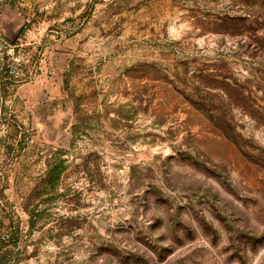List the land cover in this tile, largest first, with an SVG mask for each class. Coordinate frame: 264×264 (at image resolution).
Here are the masks:
<instances>
[{"label":"rangeland","instance_id":"1","mask_svg":"<svg viewBox=\"0 0 264 264\" xmlns=\"http://www.w3.org/2000/svg\"><path fill=\"white\" fill-rule=\"evenodd\" d=\"M241 1L0 0V264H264Z\"/></svg>","mask_w":264,"mask_h":264},{"label":"trees","instance_id":"2","mask_svg":"<svg viewBox=\"0 0 264 264\" xmlns=\"http://www.w3.org/2000/svg\"><path fill=\"white\" fill-rule=\"evenodd\" d=\"M241 2H242V5L244 7H246L247 9L258 10V11H260V12L262 11L264 13V0H242ZM253 17H256V16H253ZM251 18H252V15H249L248 17H246V16H243V17H240V18L239 17H235V18H232L231 20L235 21V22H237V21L242 22L240 24V27L242 26V29H243V27H245L244 24H243L244 21L245 22L256 23V24L259 22L258 21L259 17L258 18L256 17L255 19H257V20H253V21L251 20ZM262 25H264V23ZM244 30L248 31V30H246V28ZM59 177H60V172H55L54 170H52L50 172V178H52L53 181H55V180L57 181V179H59ZM10 241H11V235H9L7 233L5 235H0V251H2L1 250L2 249V244L4 245V243H10ZM7 251L3 253V259L5 261L8 260L7 255H6Z\"/></svg>","mask_w":264,"mask_h":264}]
</instances>
